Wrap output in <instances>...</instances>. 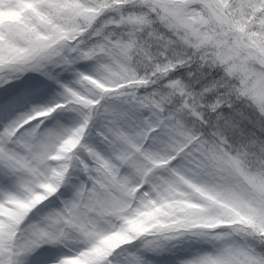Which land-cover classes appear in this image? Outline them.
<instances>
[{"label": "snow or ice", "instance_id": "1", "mask_svg": "<svg viewBox=\"0 0 264 264\" xmlns=\"http://www.w3.org/2000/svg\"><path fill=\"white\" fill-rule=\"evenodd\" d=\"M0 264H264V0H0Z\"/></svg>", "mask_w": 264, "mask_h": 264}]
</instances>
